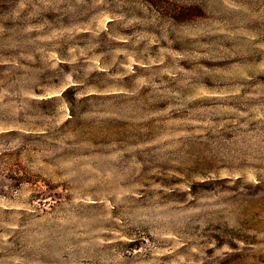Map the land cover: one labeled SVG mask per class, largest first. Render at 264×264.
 <instances>
[{
	"label": "rangeland",
	"instance_id": "obj_1",
	"mask_svg": "<svg viewBox=\"0 0 264 264\" xmlns=\"http://www.w3.org/2000/svg\"><path fill=\"white\" fill-rule=\"evenodd\" d=\"M0 264H264V0H0Z\"/></svg>",
	"mask_w": 264,
	"mask_h": 264
}]
</instances>
